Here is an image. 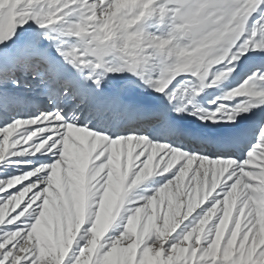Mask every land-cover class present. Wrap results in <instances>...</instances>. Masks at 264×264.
Here are the masks:
<instances>
[{
    "label": "snow or ice",
    "instance_id": "6c2138e0",
    "mask_svg": "<svg viewBox=\"0 0 264 264\" xmlns=\"http://www.w3.org/2000/svg\"><path fill=\"white\" fill-rule=\"evenodd\" d=\"M0 264H264V0H0Z\"/></svg>",
    "mask_w": 264,
    "mask_h": 264
}]
</instances>
